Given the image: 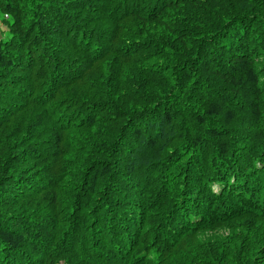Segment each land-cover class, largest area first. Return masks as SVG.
<instances>
[{"label": "trees", "instance_id": "16d2710c", "mask_svg": "<svg viewBox=\"0 0 264 264\" xmlns=\"http://www.w3.org/2000/svg\"><path fill=\"white\" fill-rule=\"evenodd\" d=\"M0 12V264H264V0Z\"/></svg>", "mask_w": 264, "mask_h": 264}, {"label": "rangeland", "instance_id": "374dc122", "mask_svg": "<svg viewBox=\"0 0 264 264\" xmlns=\"http://www.w3.org/2000/svg\"><path fill=\"white\" fill-rule=\"evenodd\" d=\"M11 23V22H10ZM11 38L5 16L0 12V41L6 42Z\"/></svg>", "mask_w": 264, "mask_h": 264}]
</instances>
